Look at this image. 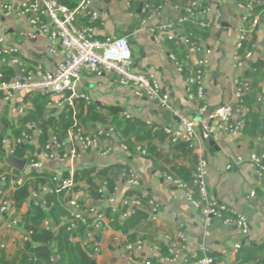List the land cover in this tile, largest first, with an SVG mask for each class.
I'll return each instance as SVG.
<instances>
[{
    "label": "crops",
    "instance_id": "crops-1",
    "mask_svg": "<svg viewBox=\"0 0 264 264\" xmlns=\"http://www.w3.org/2000/svg\"><path fill=\"white\" fill-rule=\"evenodd\" d=\"M60 1L68 7H75L79 0ZM190 1L91 0L92 10L97 12L98 20L91 22L88 16H78V26L92 24L96 27L95 39L125 37L132 54L134 70L153 77L161 91L169 95L172 110L164 109L146 98H137L130 88L119 86L112 76L106 74L98 76L83 72L76 82L74 90L86 95L90 102L89 106L83 102L76 104V109L80 111L81 108L83 112L78 119L83 129L93 131L109 124L114 127L116 114L120 118L137 119L149 129L154 128L150 139L138 141L133 135L128 139L122 138L114 127L116 138H111L107 155L88 149L80 151L75 160L74 165L80 173L87 169H93L96 173L120 165L115 181L117 198L128 195L143 197V205L138 211L144 217L133 214L122 217L119 212L107 217L109 205L104 199H86L85 204L95 208L104 219L94 237L98 251L95 253L92 250L91 242L84 244L83 241V245H88L92 250L94 264H142L143 257L151 264H193L202 256L203 248L216 264H264L263 250L257 251L252 260L244 259L247 250L264 247V175L258 176L247 160L250 154L264 151V0H238L251 3L253 14L258 19V25L248 37L250 42L256 43V49L252 59L242 64L238 63L239 56H236L238 38L249 26L242 21V13L236 8L234 0H201L207 12L203 16L178 23V18L185 16L184 9ZM146 4L161 7L157 15L143 22L145 13L142 8ZM167 23L172 25V31H165L161 40L155 42L154 35L158 34V27ZM29 31L25 19H8L0 12V37L3 45L15 48L17 55L29 67L40 65L45 70H53L63 59L62 52L57 45L41 35L28 39L20 34ZM175 35L188 38L193 46L178 42ZM171 53L184 61L183 73L176 71L169 59ZM201 59L208 61L203 76L202 95L195 101H189L186 94L188 79ZM258 63H263V66H258ZM238 81H247L249 84L241 101L235 97ZM191 92L196 94L195 87L191 88ZM12 101L16 104L30 103L29 111L33 107L31 98L22 93H15ZM226 103L240 110L235 117L244 121L240 131L230 134L216 130L212 124L214 131L210 139L202 143L198 134L196 142H201V151L207 161L209 195L217 204L229 207L245 217L249 226L246 235H242L234 225L224 224L217 219L212 220L209 226L205 225L198 211L186 200L184 192L169 184L163 176L168 173L189 181L197 161L194 147L185 148L182 142L173 143L163 132L164 127L179 126L173 111L196 120L199 106L205 105L208 110H212ZM88 107H94L103 120L95 122L87 119ZM9 110L10 105L0 99V134L4 131L3 138L7 143H12L13 138L23 130H27L32 137L20 146L26 147V154L22 158L16 156V147L13 156L24 159L30 154L35 160L43 161L45 173L51 176L67 174L68 162L59 158L43 159L41 150L46 140L42 141V135H36L26 123H22L23 117L12 120ZM52 111L58 112L45 107V114ZM53 130L62 129L55 126ZM118 138L125 140L129 151H121ZM210 141L211 144H208ZM100 142L106 145L105 141ZM136 145L141 146L146 154L137 153ZM1 149L4 156L0 158L8 157L5 149ZM238 156L244 161L237 162ZM228 164L231 167L227 170ZM13 169L0 162L1 173L11 174ZM128 170L139 176L137 187H129L120 178V174ZM95 173H91V176L94 177ZM29 178V175H24L23 169L18 171L12 181L16 180L20 184ZM94 179L97 183V178ZM13 187L9 182L5 191H11ZM80 189H88L86 181H81ZM250 192L254 193L252 197L249 196ZM41 201L37 203L43 205L45 202ZM149 201L157 207L155 214L151 212ZM28 210L29 204L26 201L20 209L12 207L9 213L0 215V258L7 264H20L22 254L28 253L25 249L27 242L22 238L26 230L23 217ZM47 221L52 230H57L59 226L55 222L51 219ZM137 240L144 242V252L126 249L127 245ZM169 245H174L178 262H168L173 257ZM235 245H239V249L235 250Z\"/></svg>",
    "mask_w": 264,
    "mask_h": 264
},
{
    "label": "built area",
    "instance_id": "built-area-1",
    "mask_svg": "<svg viewBox=\"0 0 264 264\" xmlns=\"http://www.w3.org/2000/svg\"><path fill=\"white\" fill-rule=\"evenodd\" d=\"M167 1V0H165ZM236 8L242 13V21L248 23L249 28L243 30L238 38L239 64L252 59L256 49V43L250 42L248 37L258 25V19L253 14L251 3L234 0ZM160 5H144L142 10L145 13L143 22L158 14ZM0 12L5 18L19 17L26 20L30 31L20 33L26 38L35 39L39 35L53 42L63 54V59L56 64L53 70H45L40 65L29 67L23 62L21 56L17 55V50L13 47L3 45V39L0 37V62L1 65L8 64L16 70V73L5 82L0 81V99L3 103L10 105L9 116L12 120H18L27 115L30 103H14L12 101L15 93L29 95L31 99L35 96H45L48 99L47 109H55L57 114L65 106H69L75 115L76 104L83 102L89 106V98L75 89L76 82L83 72L93 73L95 75L106 74L112 76L114 81L121 87H128L137 98H146L150 102L156 103L160 107L171 110L168 94L163 93L158 83L151 75L137 72L133 68L132 54L125 37H107L103 40L95 39L96 27L92 24L87 26H78V16H88L91 22L98 20V14L92 10L91 0H79L75 7H68L60 0H0ZM185 16L178 18V23H183L187 19H194L196 16H203L207 8L202 5L201 0H191L184 9ZM202 26L205 23H201ZM172 31L170 23L162 24L158 27V34L154 35L155 42H159L165 31ZM171 38V36H169ZM176 40L186 46H193V43L186 37L174 36ZM243 45H245L243 47ZM243 50V53L239 51ZM169 59L176 68V71L183 73L185 69L184 61L179 60L174 54H169ZM208 61L201 59L198 61L197 69L188 79L189 86L186 88V94L189 101H195L202 95L203 76ZM2 71L0 70V79ZM195 87L196 94L191 92ZM249 89L247 81H238L236 83L235 97L241 101L244 93ZM172 111V110H171ZM240 110L230 103L222 104L212 110H208L205 105L197 108V119L187 117L186 115L173 111L178 120L177 128L164 127L163 132L172 141L182 142L190 148H195L196 165L190 182L183 181L175 176L165 173V180L184 192L186 200L194 207L203 223L210 225L212 220L217 219L224 224L234 225L242 235L248 234L249 226L245 217L236 213L229 207L217 204L207 191V161L203 157L201 147L202 143L207 142L213 134L214 125L216 130H221L230 134H236L240 131L244 121L235 118ZM127 117V116H126ZM29 129H32L38 136L42 135L41 130L34 123H27ZM200 134L201 142L197 141ZM116 138V130L109 124L100 126L93 131H88L80 126L78 119L73 120V126L66 131H48V137L41 150L43 159H65L68 162L67 176L55 174L41 185L37 191L32 192L28 198L30 201L44 202L45 195L62 193L69 212V217L73 222H81L89 229L85 235L84 244L91 242L92 250L96 253L99 249L95 236L99 230L103 215L96 212L95 208L85 204L86 199H90L88 189L81 190L80 172L76 169L74 163L79 156L80 151L93 149L100 155H107L110 151V140ZM31 135L27 130L20 132L12 143L2 139L0 145L5 149L8 156L14 155L16 147L22 146L31 140ZM105 141L106 145L101 144ZM119 148L123 152L129 151L128 145L124 139L118 138ZM135 151L145 155L146 151L139 145H136ZM24 175L30 173H45L44 164L41 160H35L32 155L25 157ZM253 165L258 176L264 175V151L252 153L247 158ZM237 162L244 159L241 156L236 158ZM226 165V169H230ZM78 178V180H76ZM129 187H137L140 183L139 176L133 171H125L120 174ZM4 177H2V180ZM28 181L32 180L30 176ZM12 185L19 184L16 180L11 181ZM98 193L108 205L110 214L119 212L122 217L134 214L143 205V197L139 195L123 196L117 198V188L111 193H103L102 185ZM78 187V189H76ZM6 191L0 190V215L9 213L12 206L9 201H5ZM253 192L249 196L252 197ZM35 203V204H36ZM44 205V204H43ZM152 213H156L157 207L152 202H148ZM152 218H154L152 216ZM45 229H50L47 220H44ZM32 232L25 230L22 234L24 241L28 242ZM235 245V250L239 249ZM174 245H169V252L173 255L168 262H178L179 258L175 255ZM127 250H140L144 252L146 246L142 240H137L126 246ZM202 256L193 264H216L214 258L206 253L203 248ZM56 261L55 255H51L50 262ZM142 264H151L148 259L143 257ZM189 264V263H180Z\"/></svg>",
    "mask_w": 264,
    "mask_h": 264
},
{
    "label": "trees",
    "instance_id": "trees-1",
    "mask_svg": "<svg viewBox=\"0 0 264 264\" xmlns=\"http://www.w3.org/2000/svg\"><path fill=\"white\" fill-rule=\"evenodd\" d=\"M242 52L243 50L239 53ZM258 66H263V63H258ZM0 70L2 71L1 82L8 81L14 74L13 69L6 64L0 66ZM31 100L33 107L23 117L22 123H34L42 132V141L47 139L50 128L55 129L56 126L58 129L66 131L73 126L74 119L82 117L83 112L81 108L80 111L76 109L74 115V111L69 106H65L58 114L52 111L47 115L45 114V107L48 102L47 97L35 96ZM78 107L82 106L79 105ZM56 119L59 125L56 123ZM87 119L99 122L103 120V117L96 112L94 107H88ZM113 125L122 138L128 139L130 135H133L138 141L150 139L151 132H154L152 131L154 128L149 129L145 123L137 119L120 118L117 114L114 116ZM53 131L55 132V130ZM3 136L4 131L0 134V142ZM181 144L182 147L187 148L186 144ZM25 151L26 147L19 146L15 155L22 158L26 154ZM0 156H4L1 145ZM120 168V165H116L104 168L96 173L93 169L82 170L79 179L87 182L89 196L92 199H100L102 196L101 193H98V189L100 188L99 183L102 185L103 193H111L114 190L117 171ZM91 173H95L94 177L97 178V183L96 179L91 176ZM17 175L18 171L14 169L11 174L0 172V190L5 191L8 183ZM29 176L33 178L32 181L25 180L20 184L14 185L13 190L6 192L4 200L9 201L10 205L16 210L21 208L32 192L37 191L41 185L52 177L47 173H30ZM63 176L66 177L67 174L64 173ZM2 177H4L3 180ZM191 179L186 182H190ZM44 202V205H39L35 201H30L29 210L23 217L24 228L30 230L32 235L25 248L28 253L22 254L20 264H94L92 250L88 245H83L89 228L81 222L71 221L62 193L47 194L45 195ZM106 216H112L110 210L107 211ZM132 216L144 217L138 210ZM47 219H51L59 226L57 230H52L51 228L45 229L44 220ZM77 238L78 240H76ZM260 250L264 251V247L247 250L244 259L246 261L254 259L255 253ZM51 255H55L56 261L54 263L50 262ZM0 264L7 263L0 258Z\"/></svg>",
    "mask_w": 264,
    "mask_h": 264
},
{
    "label": "water",
    "instance_id": "water-1",
    "mask_svg": "<svg viewBox=\"0 0 264 264\" xmlns=\"http://www.w3.org/2000/svg\"><path fill=\"white\" fill-rule=\"evenodd\" d=\"M211 144V141L208 143ZM0 162L1 163H5L6 165H8L9 167H12L18 171L23 170V167L25 166V159H19L15 156H8L6 158H0Z\"/></svg>",
    "mask_w": 264,
    "mask_h": 264
}]
</instances>
